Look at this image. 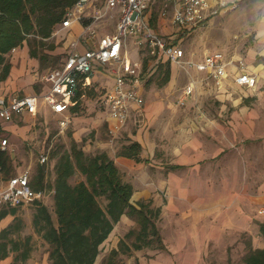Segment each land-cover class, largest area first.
Listing matches in <instances>:
<instances>
[{
    "label": "crops",
    "instance_id": "crops-1",
    "mask_svg": "<svg viewBox=\"0 0 264 264\" xmlns=\"http://www.w3.org/2000/svg\"><path fill=\"white\" fill-rule=\"evenodd\" d=\"M96 2L93 0V3ZM97 7L104 14L97 25L99 39L115 33L119 11L108 9L105 0L97 2ZM237 10L243 18L233 21L234 16L231 17L234 25L241 23L245 29L248 25L254 32L253 44L246 55L238 54L234 50L231 52L234 60L240 61L239 64L219 50H206L198 57L186 54L185 57L186 62L198 63L203 61L207 54H223L232 63L227 67V76L220 85L209 79L205 72H199L194 67H181L166 59L158 60L170 63L171 77L168 84L174 86L176 78L182 73L186 78L189 77V86L194 87L192 95H186L185 88L182 97L180 96L187 108L182 111L179 120L178 141L168 144L153 138L151 131L161 124L160 120L165 115L155 111L156 103L146 104L143 82L139 93L144 98V107L140 110L132 104L130 120L115 138L97 142L102 152L110 156L120 172L130 175L125 181L134 187L132 204L137 206L140 202L148 201L153 207L161 209L160 232L166 249L121 254L118 259L123 258L125 264H132L133 259H137L139 264H149L147 256H151V264H159L160 260L162 264H207L213 253L218 251V247L228 246L227 236L241 232L252 235L255 249L264 248V238L260 233V225L264 222V218H261L264 215V183H260L252 195L249 174L250 151L257 147L256 143L264 142V0L243 2L235 11ZM173 12V6L168 9L165 7V0H155L148 17L155 32L178 41L180 37L177 36V29L173 25ZM96 13L97 11L90 7L85 16L91 17ZM218 16L211 18L208 26L214 24V19ZM196 30L198 29L194 31ZM61 34L72 38V44L78 43V50L81 52L95 47L98 41L86 38L83 35V24L80 23H75L72 29ZM48 39L51 40L50 37L40 38L45 42ZM128 46L130 59L142 60L145 78L148 72L144 70L143 54L136 46V38H129ZM30 50L20 46L5 56L10 71L7 78L0 82V97L11 99L20 97L21 94V97L43 95L50 90V84L44 82L42 77L56 67L44 69L40 59L31 57ZM44 53L51 55L52 51ZM149 66H153L151 62ZM2 70L3 65H0V73ZM31 71L34 74H31ZM240 74L255 78L256 86L252 88L238 84L236 78ZM98 84L104 89L98 102L101 110L99 113L107 125V133L115 125L110 108L102 103L104 96L114 87L115 77L109 67L96 64L88 86L79 90L76 106L67 113L71 118L67 128L73 127L71 143L82 141L85 129H81L79 107L86 100L88 91ZM165 86L167 84L161 87ZM204 99L216 101L220 104L219 110H204L201 105ZM195 103H199L198 108L191 109ZM251 105H256V109H251ZM75 107H78V110H75ZM43 109L56 117L60 130L59 122L63 116L53 113L49 106L41 101L38 114ZM27 116L32 115L16 116L13 122L3 124L5 137L10 141V153L14 151L13 140L25 132V127H20L17 120H24ZM124 137L126 139L122 147L134 142L139 143L142 147L141 157L147 162L138 163L118 156L115 145ZM144 166L151 168L147 169L144 175L137 176V172ZM260 209H263L262 216L257 213ZM256 222H259V225ZM132 224L135 223L130 217H122L106 243L102 245L95 264L101 263L112 250L118 249L120 241L134 229ZM47 260L45 264H49V257Z\"/></svg>",
    "mask_w": 264,
    "mask_h": 264
},
{
    "label": "trees",
    "instance_id": "trees-1",
    "mask_svg": "<svg viewBox=\"0 0 264 264\" xmlns=\"http://www.w3.org/2000/svg\"><path fill=\"white\" fill-rule=\"evenodd\" d=\"M78 0H0V65L3 70L0 82L10 71L5 55L13 49L23 46L28 37L47 39L52 36V27L64 16L65 11ZM56 9H61L56 13ZM44 46L43 41H38ZM30 55L44 61L51 57L40 53L30 46ZM53 49V47H51ZM144 70L155 69L159 74L160 86L168 84L171 77L169 62H158L147 52H143ZM153 63L150 67L149 63ZM155 74V73H154ZM78 110V107L74 108ZM139 143L123 146L118 156L132 159L138 163L147 162L141 157ZM14 159L10 152L0 149V175L3 178L13 174ZM46 166L41 164L31 181L35 191H46ZM80 173L84 180L72 184L71 179ZM55 182L50 186L54 198L56 221L41 200L35 202L33 216L35 231L49 244V264H95L101 248L108 240L122 217L127 215L139 226L138 231L131 230L119 243L118 249L112 250L106 264H116L122 255L146 249L165 250L158 223L161 209L153 207L151 202H140L137 206L131 200L134 194L132 184L123 180L120 169L105 152L87 156L79 143L72 141L70 151L64 152L55 166ZM104 198L105 208L98 199ZM34 204V203H33ZM18 208L0 209V222L9 215L15 216L13 224L0 232V261L15 255L11 264H27L32 255L31 237L24 242L13 236L19 234L24 222L16 217ZM264 238V222L260 225ZM135 236L132 244L127 239ZM156 240V241H154ZM245 264H264V248L252 249L244 258Z\"/></svg>",
    "mask_w": 264,
    "mask_h": 264
},
{
    "label": "built area",
    "instance_id": "built-area-1",
    "mask_svg": "<svg viewBox=\"0 0 264 264\" xmlns=\"http://www.w3.org/2000/svg\"><path fill=\"white\" fill-rule=\"evenodd\" d=\"M97 2L101 0H95ZM251 0H165V7H174L173 25L177 36L182 37L190 30L208 25L211 18L227 11H235L243 2ZM93 0H78L74 6L65 11L59 33L72 29L75 23L83 24V35L98 40L96 46L81 52L78 43L72 44V49L61 64L48 71L42 80L50 84V90L43 95L0 97V149L10 152V141L5 137L4 123L13 122L16 116L24 114L36 116L39 104L43 101L55 114L63 116L60 120V131L63 133L71 122L67 113L76 106V97L82 87L89 84L96 64L107 66L115 77L114 87L102 99L105 107L110 108L111 117L115 122L109 130L112 139L124 127L131 117V105L140 110L144 107V98L139 89L143 83V62L141 59L132 61L129 57L128 39L136 38L139 51L147 52L157 60H164L179 66L194 67L199 72H205L207 77L220 85L227 76V67L232 63L221 53L207 54L198 63L186 62V53L177 45L175 39L167 38L155 32L149 21V12L155 0H105L108 9H117L119 19L114 34L98 39L97 25L104 14ZM93 7L97 13L91 17L85 12ZM86 21L90 23H85ZM15 50V49H13ZM240 85L256 86V80L246 74L236 78ZM194 87L188 86L186 95H192ZM49 153H40L39 162L46 164ZM31 171H25L10 178L0 175V209L21 208L32 205L46 196V191H35L31 186Z\"/></svg>",
    "mask_w": 264,
    "mask_h": 264
},
{
    "label": "rangeland",
    "instance_id": "rangeland-1",
    "mask_svg": "<svg viewBox=\"0 0 264 264\" xmlns=\"http://www.w3.org/2000/svg\"><path fill=\"white\" fill-rule=\"evenodd\" d=\"M56 13H60L61 9H56ZM240 21L243 18L241 17L239 10L237 11H227L219 14L218 17L214 19V24L211 23L209 26L198 28L196 31L190 30L186 35L180 37L177 42V45L184 49L188 56L198 55L201 56L205 53L206 50H219L222 53L226 54L230 57V60H234L233 54L234 52L246 55L248 53L249 48L253 44L254 32L249 29L248 25L243 28V25L240 23L239 25H234L232 21ZM63 16L59 22L53 25L52 27V36H50L51 40L43 41L45 43L44 46H41L38 41H34V37H28V40L24 42L22 48L24 47H34L40 53L51 52L52 55L50 58L41 61V66H45L44 69L49 67H58L63 60L65 54L69 53L72 47V38L67 36H63L59 33L61 22ZM231 19V21H229ZM229 21V22H228ZM53 47V49H51ZM18 48V47H17ZM13 51V50H12ZM11 51V52H12ZM10 52V53H11ZM8 53V54H10ZM231 53V55H230ZM6 54V55H8ZM5 55V56H6ZM6 58V57H5ZM239 64L240 61L234 60V63ZM153 63H151V66ZM182 67V66H181ZM34 69V68H32ZM156 68L151 69L148 72V75L144 78V89H145V99L146 104L156 103L155 111L157 110L160 114L165 115L164 118H161L157 128L153 129L151 133L154 136L153 138L157 141L165 142L168 144L174 143L178 141L179 137V120L181 117V113L187 106H184V100H181L183 90L189 86V77H185L179 75L176 78V82L174 86L167 84L165 87H161L159 74L155 71ZM183 69V68H182ZM155 73V74H154ZM1 74V73H0ZM31 74H34L31 71ZM99 90H96V89ZM104 93V89L98 85L93 88L91 91H88L86 100L79 107V118L81 119L80 124H82L81 129H85V132L82 136V141L79 143L80 147L85 151L87 156H93L94 154L102 152L100 146H98L97 142H105L112 139L111 135L107 133V128L104 124V120L100 115L99 108V98ZM21 94V93H20ZM24 95V94H23ZM22 96V94H21ZM181 96V97H180ZM202 108L206 111L215 112L219 110L220 104L216 101L205 100L202 101ZM199 103L191 106V109L198 108ZM229 109L233 110V108ZM251 109H256V105H251ZM18 125L20 127H25L24 131L14 142V151L11 152L13 155L14 163H13V174H19L26 169H30L31 177L34 179L37 174L38 168L41 163L39 162L40 152L46 151L49 153V161L44 164L46 166L45 173V184L47 186L46 196L41 200V202L46 205L52 215L54 221H56L55 208H54V196L51 193L50 186L55 182V166L59 160V157L66 151H70L71 148V140L73 139L72 131L73 127H69L61 134V131L58 129V123L56 117L47 113L45 109L41 110L36 117L27 116L24 120H17ZM151 130V129H150ZM125 137L121 138L118 141V144L115 145V149L118 151L122 147V143L125 141ZM256 143L255 146L250 151V182H251V194H255L256 189L260 185V183H264V142L261 144ZM242 156V155H241ZM244 156V154H243ZM247 157V154L245 155ZM151 167L147 166V168H142L137 172V176H142L147 172ZM247 169V167H245ZM122 174V173H121ZM123 180H128L130 175L128 173L122 174ZM84 180V177L77 173L71 179L72 184H77L78 182ZM100 205L105 208L107 202L104 198L98 199ZM36 204H32L29 206L18 208L16 217H19L24 222V227L22 231L13 236L16 240L20 242H24L28 237L31 239L32 245V255L27 264H45L49 257L50 246L49 244L35 231L33 226V216L36 212ZM263 209L257 210V213L261 215ZM262 219L264 218L261 217ZM15 216L9 215L4 220L0 222V232L7 228L9 225L13 224ZM132 224L134 229L138 231L139 226L136 224ZM259 225V222H256ZM162 225V221L160 220L158 223V227L160 229ZM161 230V229H160ZM161 234V232H160ZM256 235V234H255ZM162 237V235H161ZM228 237V246L223 248L222 246L218 247V251L213 253V257L211 260H208L207 264H245L244 258L248 254V252L252 249H255L253 246V237L251 234L247 232H241L240 234L227 236ZM135 239L133 236L130 239H127V242L132 244ZM156 241V240H154ZM145 252L148 249H144ZM155 251L154 249H149ZM15 255H11L8 259L4 261H0V264H11ZM107 258H104L103 261L99 264H106ZM151 256H147V262L151 264ZM116 264H125V260L123 258L116 259ZM132 264H139L137 259L131 260ZM162 264L161 260L160 263ZM177 264V263H171Z\"/></svg>",
    "mask_w": 264,
    "mask_h": 264
}]
</instances>
